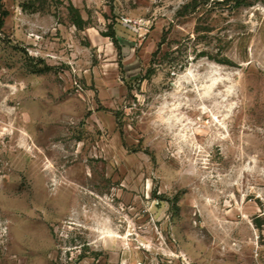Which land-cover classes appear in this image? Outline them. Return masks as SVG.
I'll return each mask as SVG.
<instances>
[{"label":"rangeland","instance_id":"rangeland-1","mask_svg":"<svg viewBox=\"0 0 264 264\" xmlns=\"http://www.w3.org/2000/svg\"><path fill=\"white\" fill-rule=\"evenodd\" d=\"M260 261L264 0H0V264Z\"/></svg>","mask_w":264,"mask_h":264},{"label":"trees","instance_id":"trees-1","mask_svg":"<svg viewBox=\"0 0 264 264\" xmlns=\"http://www.w3.org/2000/svg\"><path fill=\"white\" fill-rule=\"evenodd\" d=\"M235 1V6L238 7L242 4L243 0H234ZM75 24L80 27L81 26V21L79 19H77V21H75Z\"/></svg>","mask_w":264,"mask_h":264},{"label":"bare ground","instance_id":"bare-ground-1","mask_svg":"<svg viewBox=\"0 0 264 264\" xmlns=\"http://www.w3.org/2000/svg\"><path fill=\"white\" fill-rule=\"evenodd\" d=\"M215 80H216V79H213L212 82H211V84L214 83ZM212 85H213V84H212ZM210 87H211V85L206 86V89L204 90V93H208ZM206 95H207V94H206ZM7 115H8V114H7ZM107 233H108L110 236L113 234V232L110 231V230H107ZM114 234H116V233H114ZM117 234H118V233H117Z\"/></svg>","mask_w":264,"mask_h":264},{"label":"built area","instance_id":"built-area-1","mask_svg":"<svg viewBox=\"0 0 264 264\" xmlns=\"http://www.w3.org/2000/svg\"><path fill=\"white\" fill-rule=\"evenodd\" d=\"M123 24L131 27V20L130 19H123ZM256 264H264V261L257 262Z\"/></svg>","mask_w":264,"mask_h":264},{"label":"crops","instance_id":"crops-1","mask_svg":"<svg viewBox=\"0 0 264 264\" xmlns=\"http://www.w3.org/2000/svg\"><path fill=\"white\" fill-rule=\"evenodd\" d=\"M125 29V28H124ZM128 31V30H127Z\"/></svg>","mask_w":264,"mask_h":264}]
</instances>
